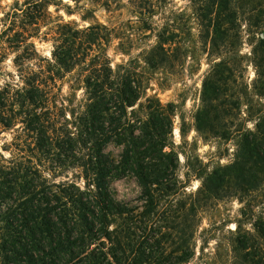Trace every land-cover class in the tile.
Segmentation results:
<instances>
[{"label": "trees", "instance_id": "trees-1", "mask_svg": "<svg viewBox=\"0 0 264 264\" xmlns=\"http://www.w3.org/2000/svg\"><path fill=\"white\" fill-rule=\"evenodd\" d=\"M44 1L47 4L40 9L39 2L26 1L25 9L17 7L21 12H14L12 30L21 38L20 45L33 36V25L49 16L48 0ZM128 1L142 15V36L154 35L155 41L126 62L113 67L111 59L100 51L111 34L105 24L76 29L61 41L55 37L52 57L58 67L87 66L86 109L79 117L75 136L66 129L52 138L54 129L51 131L49 125H44L48 120L37 111L43 104L42 96H48L55 85V77L49 75L52 70H30L31 76L24 79V86L16 89L19 107L10 110L15 117L24 113L21 122L36 135L34 149L42 150L49 163L43 168L32 159L33 155L8 160L0 156V264H151L154 245L148 239L143 241V236L147 232L150 236L159 232L154 227L158 222L168 224L165 229L173 228L169 219L174 215L181 188L176 177L178 155L169 148L174 105L147 96L139 112L134 106L146 95L151 79L149 71L180 63L185 56L182 52L185 45L174 20L160 29L152 27L150 18L155 0ZM189 1L199 22L204 51L209 57L220 58L210 64L204 77L202 105L195 114L196 126L201 132L226 138L229 127L225 119L233 114L229 107L239 114L243 98L249 104L251 93L264 97V0ZM113 2L117 4L118 0L104 1L106 10L113 7ZM30 9H33L30 23L17 24L15 20L25 17V11ZM69 25H61L63 33L71 31ZM243 33L252 45L249 58L256 71L251 91L243 81L244 57L238 49L243 44ZM122 34L117 32L113 38H119L118 48L122 52L130 53V35ZM25 51L35 52L33 42L25 46ZM222 51L230 55L221 57ZM88 57L90 61L86 63ZM46 62L53 64L48 59ZM3 91L8 93L9 87ZM0 102L3 107L7 105L6 98L0 97ZM257 115L254 131L243 132L239 127L232 130V134L241 135L243 151L227 167V173L213 172L212 193L220 186L217 182L235 178L242 185H250L264 175L262 108ZM108 143L122 147L118 157L104 150ZM61 155L80 158L86 179L84 187L71 182L51 183L45 176V171L56 167L54 162ZM127 175L133 176L141 188L143 211L117 198L111 189L113 179ZM256 228L264 236V220L257 221ZM172 233L163 231L168 236ZM243 238H236V242L249 254L248 239ZM158 247L159 258L166 260L170 253L166 245Z\"/></svg>", "mask_w": 264, "mask_h": 264}, {"label": "rangeland", "instance_id": "rangeland-1", "mask_svg": "<svg viewBox=\"0 0 264 264\" xmlns=\"http://www.w3.org/2000/svg\"><path fill=\"white\" fill-rule=\"evenodd\" d=\"M26 1L29 0H0V97L7 100L4 107L0 102V156L8 160L21 155H33L32 159L41 163L44 168L49 163L48 158L42 150L34 149L36 135L21 122L24 113L17 117L13 114L19 107L16 89L24 86V79L31 76L30 70H52L49 75L53 74L55 77V85L48 91V96H42L44 101L37 111L42 118L48 120L43 122L44 125H49L51 131L54 129V139L66 129L75 136L79 117L86 109L84 79L88 73L85 71L87 66L77 64L68 69L58 67L52 57L55 37L61 41L76 29H83L94 23L105 24L111 29V34L100 51L111 59L114 67L116 63L126 62L130 57L137 56L142 49L154 43L155 36H142V15L135 11L128 0H118L117 4L113 2V7L109 10L103 4L105 0H48L49 16L42 17L37 25H33V36L20 45L18 40L21 38L14 35L12 22L14 12H21L17 7L25 9ZM30 1L39 2V9L47 4L44 0ZM155 2L156 7L150 18L152 27L160 29L174 20L185 45L182 49L185 56L172 67H159L149 71L151 79L146 95L134 106V110L139 112L147 96L157 97L165 105H174L169 148L178 155L176 177L181 188L174 205V215L169 219L173 230L165 229L168 225L165 222H158L154 227L159 232L153 236L147 232L143 236V241L148 239L154 245L155 257L151 264H264V236L256 228L257 221L264 220V175L250 185H242L235 178H229V182H217L220 186L216 193H212L214 182L210 179L214 171L219 174L227 173V167L232 166L242 153V137L232 134V130L234 127L241 128L243 132L255 130L257 113L261 108L264 111V97L251 93L249 104L243 98L239 114L238 110L229 107L233 114L227 115L225 119L229 127L228 137L198 130L195 114L202 105L203 80L210 64L220 58L217 55L209 57L204 51L199 36V22L189 0ZM32 10H26V16L15 20L16 23H30ZM34 12L37 13L35 10ZM63 23L70 24V32L63 33ZM33 26L31 24L30 27ZM244 27L243 25L242 28ZM14 28L20 30L18 27ZM117 32L130 35V53L118 48L119 38H113ZM243 34V44L238 49L244 57L243 66L241 65L243 81L251 91L256 71L249 58L252 45L248 43L250 40H246L248 35ZM101 35L105 37L104 32ZM32 42L35 52L28 54L25 46ZM229 55L228 52H221V57ZM46 59L53 64L48 65ZM89 61L90 57L86 59V63ZM42 76L44 77V73ZM7 86L9 92L5 93L3 90ZM11 101L16 104H10ZM10 121L12 124L7 126L5 123ZM104 150L118 157L122 147L108 143ZM79 163L78 157L61 155L54 162L56 167L45 171V176L51 183L71 182L84 187L86 179ZM111 189L117 198L137 206L139 211L144 210V202L140 199L141 188L133 176L113 179ZM166 230L167 233L173 232L172 235L163 234ZM244 236L250 245L249 254L240 249L236 242V238L244 239ZM158 245H166L167 252H170L166 260L159 258Z\"/></svg>", "mask_w": 264, "mask_h": 264}]
</instances>
